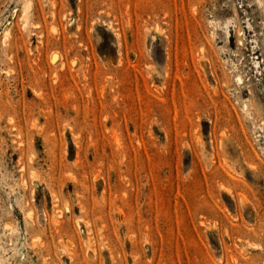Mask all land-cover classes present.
<instances>
[{
  "label": "rangeland",
  "instance_id": "1",
  "mask_svg": "<svg viewBox=\"0 0 264 264\" xmlns=\"http://www.w3.org/2000/svg\"><path fill=\"white\" fill-rule=\"evenodd\" d=\"M0 264H264V0H0Z\"/></svg>",
  "mask_w": 264,
  "mask_h": 264
},
{
  "label": "bare ground",
  "instance_id": "2",
  "mask_svg": "<svg viewBox=\"0 0 264 264\" xmlns=\"http://www.w3.org/2000/svg\"><path fill=\"white\" fill-rule=\"evenodd\" d=\"M25 9H28V8H25ZM24 11H26V10H24ZM55 57L57 58V57H58V55H57V56H55ZM55 57H54V58H55ZM56 58H55V59H56ZM57 60H58V58H57ZM244 105H245V104H244ZM235 259H236V258H235ZM232 261H233V260H232ZM236 262H237V261H236Z\"/></svg>",
  "mask_w": 264,
  "mask_h": 264
}]
</instances>
